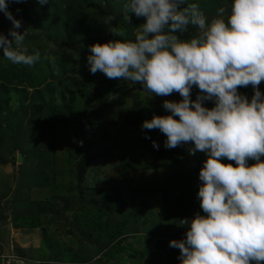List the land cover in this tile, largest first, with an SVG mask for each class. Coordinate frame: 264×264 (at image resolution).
Instances as JSON below:
<instances>
[{"label":"trees","instance_id":"trees-1","mask_svg":"<svg viewBox=\"0 0 264 264\" xmlns=\"http://www.w3.org/2000/svg\"><path fill=\"white\" fill-rule=\"evenodd\" d=\"M61 1L65 4L63 7L54 0H47L43 5L38 0H21L8 5L13 17L21 21L17 31L28 33L24 44L29 54L39 51L41 59L31 67L15 65L0 51V165L9 162L15 165L17 151L22 154L18 173L26 158H35L43 168L50 170V179L47 177V183L42 184L33 181L31 192L35 195L30 198L26 189L23 194L27 192V203L14 205L11 199L26 188L19 175L18 184L11 191L12 197L1 207L6 214L0 220L9 217L15 229H23L35 226L34 222H40V219L47 225L56 218L67 220L66 214L71 212L77 232L94 245L99 258L104 255L110 261L118 250H112V256L104 250L115 242L121 243L125 234L139 231L138 220L143 219L145 210L152 208L145 197H152L174 218L166 227L168 229L158 227L161 216L146 218L145 224H153L151 230L147 228L149 235L145 240L169 244L171 240L184 239L187 226L182 225L181 220L197 213L205 215L197 193L198 183L202 184L198 174L206 154L196 152L191 155L188 152L189 155H185L183 150L193 147L191 142L166 148L167 138L160 130L142 128V123L154 115L170 113L159 104H143L149 96L142 94L141 85L138 84L137 89L142 92L135 90L129 96L132 102L124 111L121 106L125 105L128 96L117 98L116 94L126 81L109 79L99 71L92 74L89 68L81 69V52L94 43H106L102 39L108 38V30H101L100 24L96 26L91 11L86 10V6L92 9L90 0ZM103 1L104 11L111 8L112 12H120L118 9L125 5V0ZM187 2L198 3L210 20L218 15L220 7L230 6L232 0ZM20 5L24 10L17 16L12 11ZM119 15L124 16L122 12ZM128 15L129 20L117 26L110 22L108 26L112 31L122 33L119 39L134 41V30L144 23V18ZM10 28L11 22L2 13L0 33L7 35ZM195 31L190 27L188 33L178 35L187 40ZM64 36L68 42L62 39ZM65 46L70 47L69 54L63 52ZM237 91L249 100L253 95L251 85ZM198 94L199 89L193 86L190 99L195 100ZM150 97L158 96L150 94ZM213 105V101L203 102L204 107ZM153 142L158 147H153ZM221 163L234 166V161L226 159ZM43 168L38 171L39 175L45 173ZM79 169H83L81 178H78ZM136 197L139 202L124 216ZM58 203L62 204L61 209L57 208ZM113 212L123 217L115 230L106 234L110 239L106 244L102 236L110 225L105 214ZM151 215L154 213L150 212ZM80 219L84 220L83 226L78 222ZM175 223L180 224L176 229ZM53 246L49 247L45 262L38 264H56L62 256L72 263L76 261L78 255L71 249L64 250L54 243ZM15 251L25 258L23 249L16 248ZM166 254L170 253H163L161 257L166 259L162 264H173ZM115 260L118 264L121 262ZM61 262L59 264H67ZM93 264H100L99 259Z\"/></svg>","mask_w":264,"mask_h":264},{"label":"clouds","instance_id":"clouds-1","mask_svg":"<svg viewBox=\"0 0 264 264\" xmlns=\"http://www.w3.org/2000/svg\"><path fill=\"white\" fill-rule=\"evenodd\" d=\"M13 2L21 0H0V12L12 24L7 35L0 33V51L12 64L31 67L41 54H29L28 33L17 31L21 21L8 10ZM124 10L144 18L134 41L89 45V71L139 83L155 96L178 93L180 101H163L170 114L154 115L142 128L160 130L166 148L191 142L189 154H206L197 193L205 215L181 220L185 238L169 246L179 249L180 264H262L264 95L258 86L264 82V0H232L210 20L198 3L187 0H128ZM190 27L195 34L181 39L178 34ZM249 85L250 100L237 91ZM193 86L199 89L195 100L190 99ZM204 101L214 106L204 107ZM153 147H158L155 142ZM10 250L17 254L13 246Z\"/></svg>","mask_w":264,"mask_h":264},{"label":"rangeland","instance_id":"rangeland-1","mask_svg":"<svg viewBox=\"0 0 264 264\" xmlns=\"http://www.w3.org/2000/svg\"><path fill=\"white\" fill-rule=\"evenodd\" d=\"M56 1L61 7H63L65 4L61 3V0H54ZM89 1V0H88ZM92 3V9L90 10V8L88 6H86V10H89L88 13H90L91 11V18H93L95 20V24L96 26L100 24V26L102 27H98L101 28V30H105L108 32L111 30L109 28V24L108 23H112L114 26H117L125 21H127L126 16L128 15V13L125 12L124 10V5L121 10V8H119L118 10L120 12H112L111 8H109L107 11H104L102 9L103 5H104V1L103 0H90ZM107 1V0H106ZM127 3V0H125V3ZM94 6V7H93ZM107 6V4H106ZM227 7V6H226ZM108 8V7H107ZM102 9V10H101ZM24 8H22V5L17 6L15 8V10H13L12 12L15 11V15H19L18 13H20L21 11H23ZM122 12V14L124 15L123 17H120V13ZM2 12H0V17H1ZM131 16L133 15L132 13H130ZM85 15V14H84ZM83 15V16H84ZM2 23V22H1ZM141 25V24H140ZM138 30V26L137 28L134 30V33H136V31ZM63 33V32H62ZM62 33H60L59 35H61ZM111 36L112 38H101L104 42H110L116 39H119L118 37L114 36L113 33L111 32ZM62 39L66 40V42H68V38L67 37H62ZM67 46V45H66ZM64 47V51L65 53L69 54V48L70 47ZM90 54V49L88 46L85 47V49L81 52V69H86L89 68L88 67V63H87V55ZM139 83L136 84H131L130 82H125L123 84H121L122 90L116 94L117 98H121L122 95H127L128 97L125 98V105H123V107L121 106V108L125 111V109H127V107H129L131 105V99H130V95L134 92H136L135 90H140L137 89V85ZM141 85V84H139ZM142 86V85H141ZM259 91L262 93V95H264V82H261V84L258 86ZM141 91V90H140ZM142 92V91H141ZM144 92V93H143ZM142 94L143 95H148L149 96V100H143V104H159L160 106H162L163 101L164 100H169V101H173V102H178L180 101L182 98L180 97V95L178 93H173L170 96H158L157 98H151L150 97V93H147L145 91H143ZM148 102V103H147ZM117 103H114V106L117 107L116 105ZM214 106V105H213ZM213 106H209L207 108H212ZM48 141H51V138L48 139ZM184 154L189 155L187 150H183ZM38 155V154H36ZM46 156L49 157V155L47 154ZM261 159H264V157H262ZM48 161V160H47ZM48 164V163H47ZM25 165V166H24ZM24 165L21 166L19 172H17L16 168L18 166L17 163H15V165L10 166L9 164L6 165H0V188L7 186L10 187V184L12 185L11 187L14 188V186L16 187V185L18 184V179H19V175L23 178V184L26 187L25 189H23V191H21L20 193H18V195H16L15 197H13L11 200L13 201L14 205H20V203L26 204V200H27V196L30 195V198L35 195L31 192V189H33V181L36 184H42V182L47 183V177L50 179V170H47V168H43L42 165L39 164L38 159H31L30 158H26L24 160ZM42 168L44 169L43 174L39 175ZM199 177V174H198ZM195 184V183H194ZM10 187V189H11ZM22 187V186H21ZM194 188V185H193ZM4 190V188H2ZM27 190L28 195L23 194V192H25ZM7 190V188H6ZM181 190V189H180ZM178 190V191H180ZM2 192V190H0V193ZM30 193V194H29ZM145 199H148V203L152 204V208L151 209H147L145 210V215L143 217V219L138 220V225H139V231L137 233H128L125 234L123 236L124 239H122V242H115V244H112L111 246H109L107 249L104 250V252L108 255V256H112V250L113 252H115L116 250H118V253L115 254L114 256L111 257V260L108 261L106 259V256H102V258H99V256L97 254H95V249H94V245H92L91 243H89V241L85 238L82 237V235H80L76 228H75V224L74 221L71 217V212L69 214H66V216L69 218L67 220H65L64 218H56L55 222H53L51 225H47L48 223H43L40 219L39 221L34 222L35 226H30V227H26V228H20V229H15L11 222L9 221V218L7 219H1L0 222V228H6V230L3 231V229H0V246L1 250L3 252L5 251H9L11 249V246L14 247V250L16 248H22L24 249V247L22 246H27V250L28 251H32L34 252V254H29L28 257L29 259L32 258L30 261V264H34V261L36 262H40V260L42 262H45V260L47 258H41L42 257V251L44 249H47L49 251V247L52 248L53 243L56 245V247L62 248L64 250L67 249H71V251L74 254H77L78 257H76L75 262H70L66 257L62 256L64 254H61V261L67 263V264H93L94 262L97 261V259H99L100 264H118L116 263V259H120L121 262L119 264H162L166 258H162L161 256L163 255V253H167L169 252L170 254H166L167 257H170L171 262L173 264H180L179 262V251H176L174 248H171L169 246L168 243L166 244H157V243H153V242H149L148 239L145 240V236L149 235V230H147V228H149L151 230V224H145V220L146 218H158V216H161L160 219H162L161 223L158 225V227H162V228H166L168 226V224L172 221V219L174 218L170 213L163 211V209H161V207L156 203V199H153L152 197H145ZM139 202V198L136 197L134 202L131 203L132 206H129V208L127 209L126 212H124V216L126 215L127 212H130L131 210H133L135 208L136 203ZM62 204L58 203L57 208L61 209ZM88 207V206H86ZM150 212L154 213V215L150 216ZM85 214L86 211H85ZM87 216L89 217V215L87 214ZM123 216L122 215H118L117 212H113L111 214H105V218H108L109 221V230L104 232V235L102 236V241H106V244H109V237L107 235H109L108 232L115 230V226L119 225L121 223V218ZM79 218H84L83 217H79ZM103 218V219H105ZM193 217H190L189 219H192ZM9 223V224H6ZM80 225H84V220L80 219L79 221ZM178 225L180 224H174V228L176 229L177 227H179ZM148 226V227H147ZM168 229V228H166ZM157 230H155L154 232H156ZM107 234V235H106ZM148 242V243H147ZM54 247V246H53ZM61 249V250H62ZM154 252V253H152ZM155 253H158L157 256ZM47 254V253H46ZM44 254V255H46ZM115 257V258H114ZM158 258H162L159 259ZM114 259V260H113ZM62 263V262H61ZM264 263V262H262Z\"/></svg>","mask_w":264,"mask_h":264},{"label":"crops","instance_id":"crops-1","mask_svg":"<svg viewBox=\"0 0 264 264\" xmlns=\"http://www.w3.org/2000/svg\"><path fill=\"white\" fill-rule=\"evenodd\" d=\"M15 154H16V156H17V154H18V152L16 151L15 152ZM17 163V162H16ZM10 166H12L11 165V162H9L8 163ZM18 164V163H17ZM16 170H17V168H16ZM12 185L10 184V187H11ZM10 187H8V185L7 186H4V187H1L0 188V190H2V192L0 193V218H3L2 217V215L3 214H6V213H4L2 210H1V207L3 208V206L5 205V204H7L8 203V201H9V199L12 197V195H11V191L12 190H14V188H15V186H14V188H12L11 187V189H10ZM2 188H4V190L2 189ZM6 188H7V190H6ZM7 218H9V217H7ZM0 222H1V220H0ZM0 229H3V228H0ZM4 230H6V228H4L3 229V231ZM1 231V230H0ZM1 247L2 246H0V254L4 251H2L1 250ZM22 247H24V257L26 258V259H28V260H31L32 258H30L29 259V257H28V255L29 254H34V252H32V251H28L27 250V246H22ZM22 249V248H21ZM6 252V251H5ZM42 257L41 258H47L48 257V255H49V251L47 250V249H44L42 252ZM47 253V254H46ZM44 254H46V255H44ZM41 261V260H40ZM42 262V261H41ZM43 263V262H42ZM59 263H61V261H59L58 263H56V264H59Z\"/></svg>","mask_w":264,"mask_h":264},{"label":"built area","instance_id":"built-area-1","mask_svg":"<svg viewBox=\"0 0 264 264\" xmlns=\"http://www.w3.org/2000/svg\"><path fill=\"white\" fill-rule=\"evenodd\" d=\"M0 264H29L20 258L14 251L10 250L0 254Z\"/></svg>","mask_w":264,"mask_h":264},{"label":"water","instance_id":"water-1","mask_svg":"<svg viewBox=\"0 0 264 264\" xmlns=\"http://www.w3.org/2000/svg\"><path fill=\"white\" fill-rule=\"evenodd\" d=\"M111 35H112V34H111V31H109V32H108V37H109V39L112 38ZM16 162H17L18 164H20V163L22 162V154H21V153H18V154H17V160H16ZM82 174H83V169H79V171H78V178H81ZM198 186L200 187V184H199V183H198Z\"/></svg>","mask_w":264,"mask_h":264}]
</instances>
